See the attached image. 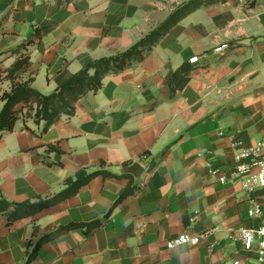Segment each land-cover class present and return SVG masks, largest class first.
<instances>
[{
    "label": "crops",
    "instance_id": "1",
    "mask_svg": "<svg viewBox=\"0 0 264 264\" xmlns=\"http://www.w3.org/2000/svg\"><path fill=\"white\" fill-rule=\"evenodd\" d=\"M187 1L0 0V109L17 59L28 63L15 83L31 79L50 94L87 63L127 50ZM44 23L56 26L36 37ZM184 64L189 81L171 99L169 81ZM44 125L21 118L0 136V196L51 197L80 169L109 175L33 217L8 224L0 216V264H23L59 227L95 222L89 232L43 243L29 264H255L259 242L246 252L240 235L264 226V215L247 214L264 203V189L242 186L255 170L237 179L230 172L237 151L264 139V0L198 9L141 62L79 99L72 116L45 132ZM129 187L137 191L103 220ZM180 235L199 242L167 249Z\"/></svg>",
    "mask_w": 264,
    "mask_h": 264
},
{
    "label": "trees",
    "instance_id": "2",
    "mask_svg": "<svg viewBox=\"0 0 264 264\" xmlns=\"http://www.w3.org/2000/svg\"><path fill=\"white\" fill-rule=\"evenodd\" d=\"M226 1L228 0H188L178 6L162 23L157 25L127 50L110 57L99 58L87 63L65 83L47 95L34 89L31 85V79L25 82L15 83L16 74L28 63V57L17 59L6 74V78L10 80L13 85L10 92L1 97L3 105L0 109V136L4 132H11L15 123L21 118H32L35 122L42 121L45 123L43 132L47 131V129L61 117L72 116L75 112V104L78 100L88 93L99 91L106 77L120 74L133 65L141 62L144 55L157 46L161 39L188 15L200 8L224 3ZM55 26L56 25L52 23H44L34 30V34L36 37H40L43 34L51 32ZM29 43L30 42L27 44ZM22 46L23 45H21L19 49L22 48ZM190 71V66L184 64L173 74L172 79L169 81L171 99L175 98V90H180L187 84L190 78ZM99 175L107 176L109 174L105 171L89 173L84 169H80L75 173L74 177L65 181L64 187L60 192L48 198L38 197L34 200H25L17 203L10 202L0 196V216L5 217L8 224H12L20 219L33 217L41 211L76 195L91 179ZM136 191V188H127L109 209L107 214L103 217V220L109 218L117 204L126 197L133 195ZM100 224L101 222L88 225L68 224L55 229L35 243L32 251L26 254L23 264H29L34 260L39 247L43 243L54 240L77 228H85V232H89V230L100 226Z\"/></svg>",
    "mask_w": 264,
    "mask_h": 264
},
{
    "label": "built area",
    "instance_id": "3",
    "mask_svg": "<svg viewBox=\"0 0 264 264\" xmlns=\"http://www.w3.org/2000/svg\"><path fill=\"white\" fill-rule=\"evenodd\" d=\"M221 48L217 49L219 52ZM198 62L197 57L189 59V64ZM255 170L256 173L253 177L247 178L242 182L244 190L248 193L255 189H264V139L260 140L255 146L247 150H239L235 153V166L230 172L233 179H237L243 175ZM220 182H225L224 177L219 178ZM250 218H259L264 215V203H253L247 211ZM241 241L243 248L246 252H250L254 248V242H259L258 247L255 249L256 263L264 264V226L258 229H251L241 232ZM199 242L198 237H189L187 235H180L176 239L167 242V249H173L182 245H197ZM234 264H239L234 262Z\"/></svg>",
    "mask_w": 264,
    "mask_h": 264
}]
</instances>
